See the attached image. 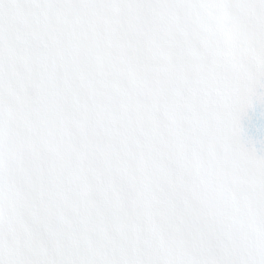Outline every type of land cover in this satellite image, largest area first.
Segmentation results:
<instances>
[{"label": "snow or ice", "instance_id": "6c2138e0", "mask_svg": "<svg viewBox=\"0 0 264 264\" xmlns=\"http://www.w3.org/2000/svg\"><path fill=\"white\" fill-rule=\"evenodd\" d=\"M264 0H0V264H264Z\"/></svg>", "mask_w": 264, "mask_h": 264}]
</instances>
